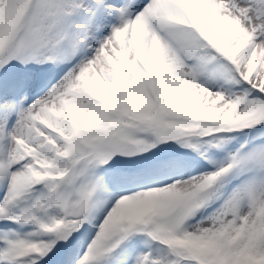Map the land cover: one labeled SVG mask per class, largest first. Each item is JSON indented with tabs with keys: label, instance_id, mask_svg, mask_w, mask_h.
<instances>
[{
	"label": "snow or ice",
	"instance_id": "6c2138e0",
	"mask_svg": "<svg viewBox=\"0 0 264 264\" xmlns=\"http://www.w3.org/2000/svg\"><path fill=\"white\" fill-rule=\"evenodd\" d=\"M0 264H264V0H0Z\"/></svg>",
	"mask_w": 264,
	"mask_h": 264
}]
</instances>
